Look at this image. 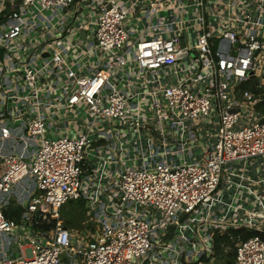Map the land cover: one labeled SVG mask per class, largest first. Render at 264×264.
Masks as SVG:
<instances>
[{
    "label": "built area",
    "instance_id": "2783aa9c",
    "mask_svg": "<svg viewBox=\"0 0 264 264\" xmlns=\"http://www.w3.org/2000/svg\"><path fill=\"white\" fill-rule=\"evenodd\" d=\"M0 3L7 8H0V264H62L65 254L78 264H159L162 256L164 264H191L193 253L210 247L214 229L228 228L252 231L238 237L233 264H264V112L256 109L264 91L235 95L250 75L264 89V0ZM128 18L148 19L145 34L132 39ZM81 31L79 45L74 33ZM67 47L73 57L86 61L96 54L97 60L68 61ZM161 69L175 79L129 91L147 75L164 76L167 71L157 74ZM58 92L63 102L56 105L49 100ZM53 106L72 110L64 120L78 110L90 122L72 135H51L42 108ZM209 117L210 142L196 160L123 167L106 185L100 181L88 201L98 230L70 239L58 209L86 195L81 166L94 136L115 126L146 127L164 140L175 138L176 125L192 129ZM175 139L182 153L185 138ZM230 164L257 174L224 197L219 186L234 174ZM97 191L105 209L95 206ZM11 196L23 203L27 226L54 219L39 236L22 229L24 250L14 256L5 246L23 226L3 215ZM170 228L173 236L165 241Z\"/></svg>",
    "mask_w": 264,
    "mask_h": 264
},
{
    "label": "crops",
    "instance_id": "0c3cea01",
    "mask_svg": "<svg viewBox=\"0 0 264 264\" xmlns=\"http://www.w3.org/2000/svg\"><path fill=\"white\" fill-rule=\"evenodd\" d=\"M4 6V7H3ZM0 8L3 9V13L7 12L6 3L3 5V3H0ZM148 22V19L145 18H128L126 20L127 28L130 29L131 38H135L139 34H145V22ZM150 22H155V19H151ZM163 22V21H162ZM150 28H147V30L150 33ZM144 30V31H141ZM77 37V39H76ZM71 39V36H69ZM74 38L77 44L81 45V43L84 42V33L76 32L74 33ZM68 52L66 54V57L68 61L76 62V63H89V61L94 62L97 60V55H88L86 58V61H84L82 58L79 57H73L72 52L75 54V50L71 49V47H67ZM72 51V52H71ZM183 66H181V63L177 64L175 66L177 75L180 73V70ZM179 70V71H178ZM167 71V73L164 76H154V75H147L144 77V79L141 82H135L133 83L129 91L136 93V92H142L143 90H150L154 85L158 83L163 82H172L175 78L169 77L170 70L169 69H161L157 72V74H160L162 72ZM176 75V76H177ZM156 77V78H155ZM146 85V86H145ZM53 91L51 92L50 96L52 95ZM56 93V92H55ZM61 92H58L53 98H51L49 101L53 104L59 105L58 101L63 102L61 97ZM131 100H134V96L131 97ZM7 107L12 108L11 104H8ZM42 111L46 114L48 123H52L53 127L47 128V132L51 135H57V134H67L72 135L74 131L81 130L83 126H85V123L88 124L90 120L87 118L85 119L82 116V112L76 110V115L71 117L72 110H66L61 111L60 109H57L56 107L47 108L43 107ZM70 111L66 114V118L64 120V112ZM45 116V115H44ZM210 120H212V117H209V119L201 121L197 123L192 129H186L182 124L176 125L175 129L176 131H173L170 133V139H175V141L179 142L180 136L182 135L183 138H185L187 149L183 150L182 153L178 152L176 150V142L171 141L170 139H164L161 140V137L159 135H156L150 128H141L138 130H134L129 127H119L115 126L112 129L110 128H104L105 135L94 136V141H91L85 148V155L83 159V163L81 166V181H82V191H86V195L80 196L81 199H83V221H81L76 228H65L62 226L61 220V226L67 230V232L70 235V239L77 238L82 235L84 231H91L94 232L98 230V225L95 224L92 220V211L89 209L88 201H90L93 197L95 186L101 181L104 185L107 184V181L111 179V177L114 175V173L123 168L128 166H140L143 164H153L155 162L164 161L166 163H179L181 160L184 161H192L194 158L195 160L200 156V150L202 145L206 144L207 142H210V138L207 134H209L212 131V125ZM191 135V136H190ZM17 147H14L16 149ZM233 165L232 171L234 172L233 175L229 176L230 181H228V185L220 184L219 189L221 190V193L224 197L231 194L233 191H227V190H234V187L237 185L240 192L242 190V186L248 181L245 180L247 177L255 176L257 172L255 171V168H248V167H238L242 164H230ZM237 167V168H236ZM224 176L226 175V169L224 171ZM85 177V179H84ZM99 178V179H98ZM91 182H95V185H93L90 188ZM242 185V186H241ZM243 193V192H242ZM241 193V195H242ZM97 200L95 202V206H101L103 209H105L104 204L102 201H105V197H102L99 195V192H96ZM23 203L16 200L14 197H10L8 199V203L2 208L3 213H10L13 214V211L15 213V209H21L20 212H16L17 214V220L16 223L22 225L21 228H16L13 232V242L12 244H8L5 246L6 248V254L10 256H14L18 254V250L20 252H23V247L19 248L20 245H22L19 240L22 235V229L23 232L28 230L25 234H30L32 236H39L38 234H41L42 232L35 230V223H31L29 226L26 225L25 219L22 217V213L24 212V207L22 206ZM59 213V209H58ZM156 213V214H155ZM149 215H153L154 218H157L159 215L157 212H150ZM41 219V218H39ZM51 218L44 219L46 221H49ZM14 221V220H13ZM53 225V223H52ZM52 225L49 227L52 228ZM48 229V230H49ZM46 230V231H48ZM225 230V229H224ZM224 230L221 229H214V232H222ZM43 231V232H46ZM173 229L170 228L167 229L163 239L165 241L168 240L169 237L173 236ZM212 233V235H213ZM170 239V238H169ZM198 241V240H197ZM200 243H202V240L199 239ZM212 241V238H211ZM72 244V240H71ZM211 247L206 250H202V252H197L192 254L191 264H215L212 254H211ZM62 258H65V261L62 260ZM166 258V256H162L161 260L158 261L159 264H164L162 262V259ZM62 264H78V259L76 256L71 255H63L61 257Z\"/></svg>",
    "mask_w": 264,
    "mask_h": 264
},
{
    "label": "trees",
    "instance_id": "16d2710c",
    "mask_svg": "<svg viewBox=\"0 0 264 264\" xmlns=\"http://www.w3.org/2000/svg\"><path fill=\"white\" fill-rule=\"evenodd\" d=\"M258 79L254 76H248L247 80L241 82L237 86L236 97L239 92L243 90H251L252 93H263V88H257ZM256 109L264 112V100ZM21 209H15V213H3V215L11 220H17L16 212H20ZM83 199H71L66 201L59 207V219L61 220L62 226L65 228H76L79 223L83 221ZM16 222V221H15ZM54 222V219L46 221L44 219H38L35 223V230L43 232L49 229ZM252 234V231L244 229H232L228 228L222 232H214L212 235V247L211 254L215 264H233L234 260V245L238 240V237L245 238Z\"/></svg>",
    "mask_w": 264,
    "mask_h": 264
},
{
    "label": "rangeland",
    "instance_id": "374dc122",
    "mask_svg": "<svg viewBox=\"0 0 264 264\" xmlns=\"http://www.w3.org/2000/svg\"><path fill=\"white\" fill-rule=\"evenodd\" d=\"M189 56L192 57V53H191V52L189 53ZM236 90H237V87L235 88V95H236ZM250 91H251V90H250ZM241 92H242V91H241ZM241 92H239L238 95H240ZM250 165L255 166V162L252 161V162L250 163ZM84 179H85V177H84ZM155 214H156V213H155ZM159 216H160V215H159ZM159 216H158V217H159Z\"/></svg>",
    "mask_w": 264,
    "mask_h": 264
},
{
    "label": "water",
    "instance_id": "95a60500",
    "mask_svg": "<svg viewBox=\"0 0 264 264\" xmlns=\"http://www.w3.org/2000/svg\"><path fill=\"white\" fill-rule=\"evenodd\" d=\"M130 89H131V86H130ZM230 111H232V109H230ZM41 243H43V241H41ZM62 260H64V261H65V258H62Z\"/></svg>",
    "mask_w": 264,
    "mask_h": 264
},
{
    "label": "bare ground",
    "instance_id": "6f19581e",
    "mask_svg": "<svg viewBox=\"0 0 264 264\" xmlns=\"http://www.w3.org/2000/svg\"><path fill=\"white\" fill-rule=\"evenodd\" d=\"M181 43H183V42H181Z\"/></svg>",
    "mask_w": 264,
    "mask_h": 264
}]
</instances>
